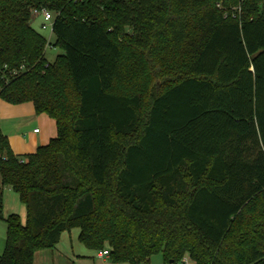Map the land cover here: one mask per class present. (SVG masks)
<instances>
[{
    "label": "trees",
    "instance_id": "obj_1",
    "mask_svg": "<svg viewBox=\"0 0 264 264\" xmlns=\"http://www.w3.org/2000/svg\"><path fill=\"white\" fill-rule=\"evenodd\" d=\"M238 2L0 0V99L57 126L25 157L0 128V264H34L73 228L116 263L264 264V0ZM124 78L161 91L145 104Z\"/></svg>",
    "mask_w": 264,
    "mask_h": 264
},
{
    "label": "rangeland",
    "instance_id": "obj_2",
    "mask_svg": "<svg viewBox=\"0 0 264 264\" xmlns=\"http://www.w3.org/2000/svg\"><path fill=\"white\" fill-rule=\"evenodd\" d=\"M53 14H55L53 12ZM53 21V20H52ZM51 21V22H52ZM46 23L47 28H43L42 24ZM32 27L46 37L48 41V46L46 49L45 57L48 62H53L57 55L61 54L63 51L54 46L56 41V36L52 32V27L50 22L44 21L43 17L39 15H33L31 21ZM165 62L170 63V65L175 66L176 61L166 59ZM160 80V79H159ZM154 79L152 83H156L152 86L144 85V84H136L130 83V85L126 84V79H123L121 82L120 89L123 92H136L142 91L144 96L145 104H147L152 95L161 91V82ZM142 82V81H141ZM158 83V84H157ZM120 90V91H121ZM0 103H5L0 100ZM9 105L8 103H5ZM23 105H27V107H33L31 103H26ZM25 107V106H24ZM32 112V111H31ZM23 114L18 117L17 121L20 124V128L16 127L14 119L7 116V112L0 109V127L5 133L12 132V134L18 136L16 141L20 144L25 140L32 138V130L33 127L40 126V115H35L34 111L29 114L27 111H22ZM139 133H135L128 137L127 142H134L137 140ZM27 147V146H25ZM29 148V147H28ZM23 151H16L19 153V156L25 157L28 153V149L23 148ZM35 150V149H33ZM3 204H4V217H7L11 213H16L20 216L21 222L23 224L26 223V205L20 200L19 195L9 188H4L3 194ZM77 228H73L69 231H64V234L61 237V240L57 246V249L49 250V249H41L37 251L34 255V263L35 264H129V263H116L113 262L109 257L100 258L97 256L98 251H93L88 249L78 238ZM6 235H7V226L4 219H0V255L2 254L5 244H6ZM150 264H168L165 262L163 255L161 252L156 253L151 256Z\"/></svg>",
    "mask_w": 264,
    "mask_h": 264
},
{
    "label": "crops",
    "instance_id": "obj_3",
    "mask_svg": "<svg viewBox=\"0 0 264 264\" xmlns=\"http://www.w3.org/2000/svg\"><path fill=\"white\" fill-rule=\"evenodd\" d=\"M0 100L5 102V103H8V102H6V101H4L2 99H0ZM5 103H0V109L6 111L7 112V116H9L12 119H14L15 123L17 122L15 124L16 127L20 126V124L18 123L17 119H18L19 116L23 115V114H20V113H22V111L25 112V111L28 110L29 114H31L34 111V114L35 115H40V120H42V121H40V126H36L35 125L33 127V130H32V134L33 135H32V138L30 139V141L28 139H25L21 144L18 141L15 140V139H17L18 136L12 134V132L5 133L1 129L2 132L8 137L10 145H11L13 151L16 154H19L16 151H23L22 150L23 148L28 149V153H32L39 146L47 144L51 140V138H53V137H55L57 135L56 121L53 118H51L50 116H48L47 114H37L36 111H35L33 103L28 102V103H31L33 107H27V105H23V104H26V103H22V104H11V103H8L9 105H7ZM36 128H39L38 132H34V129H36ZM25 146H27V147H25ZM33 149H35V150H33ZM77 230H78V228H77ZM63 234H64V232L61 234V237H62ZM77 234H78V238H79V230L77 231ZM61 237H60V240H61ZM59 242H58V244H59ZM58 244L56 245L55 248L49 249V250L57 249ZM97 256H98V254H97ZM98 257L106 258L108 256H98Z\"/></svg>",
    "mask_w": 264,
    "mask_h": 264
},
{
    "label": "built area",
    "instance_id": "obj_4",
    "mask_svg": "<svg viewBox=\"0 0 264 264\" xmlns=\"http://www.w3.org/2000/svg\"><path fill=\"white\" fill-rule=\"evenodd\" d=\"M238 4L236 6L233 7L234 10H238V11H241L242 9V4L244 1L246 0H238ZM218 5L220 6L221 4L218 3ZM41 15L44 19V21L46 22H50L51 23V27L53 26V21H54V14L46 9V8H42V9H34L33 10V15ZM53 20V21H52ZM52 21V22H51ZM43 28H47V24L46 23H43L42 24ZM15 73V71L13 72ZM39 131V128H36L34 129V132H38ZM98 256H108L109 255V251L108 250H101L99 251L98 253ZM177 264H190V259L188 256H185L179 263Z\"/></svg>",
    "mask_w": 264,
    "mask_h": 264
}]
</instances>
